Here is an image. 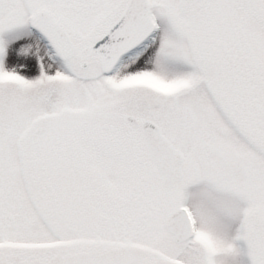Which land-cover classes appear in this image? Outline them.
<instances>
[{"label":"snow or ice","instance_id":"obj_1","mask_svg":"<svg viewBox=\"0 0 264 264\" xmlns=\"http://www.w3.org/2000/svg\"><path fill=\"white\" fill-rule=\"evenodd\" d=\"M0 264H264V0H0Z\"/></svg>","mask_w":264,"mask_h":264}]
</instances>
